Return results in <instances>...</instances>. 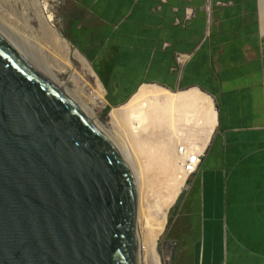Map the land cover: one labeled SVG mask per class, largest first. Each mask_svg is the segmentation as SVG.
Instances as JSON below:
<instances>
[{
	"label": "crops",
	"instance_id": "1",
	"mask_svg": "<svg viewBox=\"0 0 264 264\" xmlns=\"http://www.w3.org/2000/svg\"><path fill=\"white\" fill-rule=\"evenodd\" d=\"M158 3L70 0L67 34L106 99L125 100L118 107L145 84L210 96L215 126L192 153L199 162L164 231L177 241L180 264H264V0H210L208 28L205 0H191L184 26L174 18L186 0Z\"/></svg>",
	"mask_w": 264,
	"mask_h": 264
},
{
	"label": "water",
	"instance_id": "2",
	"mask_svg": "<svg viewBox=\"0 0 264 264\" xmlns=\"http://www.w3.org/2000/svg\"><path fill=\"white\" fill-rule=\"evenodd\" d=\"M136 200L110 137L0 32V264H137Z\"/></svg>",
	"mask_w": 264,
	"mask_h": 264
},
{
	"label": "bare ground",
	"instance_id": "3",
	"mask_svg": "<svg viewBox=\"0 0 264 264\" xmlns=\"http://www.w3.org/2000/svg\"><path fill=\"white\" fill-rule=\"evenodd\" d=\"M48 1L4 0L6 4L3 6L9 5L12 8L15 12L14 20L17 18L25 28L27 36H33V40H37L36 43L43 41L46 55L42 57L32 54V56L100 128L94 110L103 107L106 103L105 90L91 66L76 50L72 53L73 57L80 60V66L79 69L73 67L70 61V44L54 27L53 14L49 11ZM66 73L69 74L66 82L71 81L81 103L54 78ZM79 73L89 80L93 79L94 84L90 82L86 86ZM214 113L210 96L197 88L172 93L160 86L147 85L141 86L127 103L110 111L109 116L113 121L111 124H116L120 132L117 135L121 139L120 145L123 149L120 148L119 152L131 168L136 183L134 237L137 264H161L157 243L165 230L167 211L189 173L188 161L190 162L198 154L192 155V153L201 152L206 147L215 126ZM155 124L159 126L163 124V128L158 129ZM200 124L207 129H205V138L201 142H190L192 140L190 139V143H184L187 130L198 129ZM166 129L171 133L176 132L175 136L178 139L182 138L183 144L178 143L173 146L176 148L178 160L174 157V151H171L172 142L169 144L172 136H164ZM165 181H169L168 187L163 186Z\"/></svg>",
	"mask_w": 264,
	"mask_h": 264
},
{
	"label": "rangeland",
	"instance_id": "4",
	"mask_svg": "<svg viewBox=\"0 0 264 264\" xmlns=\"http://www.w3.org/2000/svg\"><path fill=\"white\" fill-rule=\"evenodd\" d=\"M3 1L4 0H0V31L2 33H4L6 35V37H9L10 40H12L16 44V46H18L20 49H22L27 55H29L38 64L37 60L32 56V54H34V55L37 54V56L39 55V56H42V57L46 55V50H45V46L43 44V41H40V42L36 43L37 40L36 41L33 40L34 39L33 36H30V35L27 36L26 30H24L25 28L19 23L17 18H15V20H14V15L13 14L15 12L12 10V8L9 5H6V7L3 6V4H6ZM48 2H49L48 3L49 4V11L53 14V19H54L53 20V25H54V27L57 29V31L60 33V35L63 38H65L70 44V61L72 62L73 67L79 69V66H80V60L78 58L73 57L74 54L72 52L74 50H76L80 55H82L85 58V60L91 66V68L94 71V73L97 75V72L93 68V66L91 64V60H89V58H88V55L83 53V52H81L79 50L80 49L79 46L74 44L70 40V36H68V34H67L68 33V28L70 26V0H49ZM44 71H46V70H44ZM48 73L50 74V72H48ZM78 75L80 77L82 76V78L84 80V84L86 86H87V84H90V82H92V84H94V81H92L93 79L89 80V79L85 78L84 75H82L81 73H79ZM68 76H69V74L66 73V74H61L57 78L54 77V76L53 77L55 78V80L57 82L62 84V86L65 87L66 90L70 94H72L74 96L75 100H78L79 103H81L80 102L81 99L74 92L75 87L72 85L71 81H70V83L66 82V80L68 79ZM70 76H71V72H70ZM97 77H98V75H97ZM99 80H100L104 90L106 91L107 88L105 87V85H103L101 79H99ZM145 85H147V86H158V85H150V84H145ZM186 90H188V89H186ZM172 91H174V90H172ZM180 91H185V90H181L180 89ZM177 92H179V91H177ZM104 99H105L106 103L104 104L103 107L96 108L94 110V116H95V118L97 120L96 121L97 124L100 125V128L110 137V139L112 140V142L115 144V146L117 147V149L119 151L120 148H122V147L120 145L121 144V141H120L121 139L118 138L117 134H120V132H119L118 127L116 126V124H114V123L111 124V122H113V121H112L111 117L109 116V114H110V111L113 108H118V106L120 104L124 103L125 100L121 101V102L108 101L106 99V97H105V94H104ZM155 125L157 126L158 129H162L163 128V124L161 126H159V124H155ZM205 129L206 128H202L201 124L198 127V129L195 128V129L192 130L190 128L189 130H187V133H185L184 140H186V141H184V143L185 142L186 143L189 142L190 139H192V140H190V142L191 141L192 142H201L206 136ZM116 130H118V131H116ZM164 132H165V135H164L165 137L166 136H170V135L172 136L173 140L172 139L169 140V144H171V142H172V144H171L172 147L174 146V144L177 145L178 143H182L181 142L182 138L180 137V139H178L175 136V135H177L176 132L172 131V133H171V131H169V129L164 130ZM173 148H172L171 151L172 152L174 151L173 152L174 155H175L174 157L176 158V160H178L177 157H176V148H174V149ZM132 169L134 170L133 167H132ZM135 175H136V180H137L136 172H135ZM168 183H169V181H165L163 186L168 187ZM169 187L170 188L172 187V182H171ZM168 190H169V188L167 189V191ZM175 204H176V200L173 202L172 205H170V207H169V209L167 211V223L165 225V230H166V228H168V224L170 222L169 220H172V217L174 216L175 210L177 209V206ZM163 232H164L163 236L161 234V236L158 239V243H157V250H158V253L160 255L161 264H180V262H178L176 260V257H175L176 254H177V247H178L177 246V241L174 240V239H168L165 231H163Z\"/></svg>",
	"mask_w": 264,
	"mask_h": 264
},
{
	"label": "built area",
	"instance_id": "5",
	"mask_svg": "<svg viewBox=\"0 0 264 264\" xmlns=\"http://www.w3.org/2000/svg\"><path fill=\"white\" fill-rule=\"evenodd\" d=\"M166 1L167 0H159V3L156 6V8L159 9L161 4L165 3ZM186 1H187V5H185V7H184L182 19H180L178 17L174 18V24H176V25L184 26L185 21L189 20L190 18H192L194 16V8L189 4L191 2V0H186ZM215 4L216 5H223V3L220 1H216ZM204 7H205L206 14H207V24H208L207 28H208L209 24H210V20H211L210 0H205ZM163 44L166 45L167 43H163ZM176 58L179 59L180 55H177ZM199 156H200V154H197L194 156V159H192L190 162L188 161V163H190L187 166L188 167L187 169H190L188 172L194 171L196 169V166L199 162ZM195 159H197V160H195Z\"/></svg>",
	"mask_w": 264,
	"mask_h": 264
}]
</instances>
